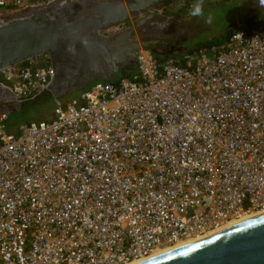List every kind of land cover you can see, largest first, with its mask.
<instances>
[{
  "label": "built area",
  "instance_id": "built-area-1",
  "mask_svg": "<svg viewBox=\"0 0 264 264\" xmlns=\"http://www.w3.org/2000/svg\"><path fill=\"white\" fill-rule=\"evenodd\" d=\"M50 0H0V14ZM218 1V0H215ZM264 21V13L257 20ZM55 71L5 79L23 99ZM0 114V264H130L264 211V28L180 61L140 47L54 119Z\"/></svg>",
  "mask_w": 264,
  "mask_h": 264
},
{
  "label": "water",
  "instance_id": "water-1",
  "mask_svg": "<svg viewBox=\"0 0 264 264\" xmlns=\"http://www.w3.org/2000/svg\"><path fill=\"white\" fill-rule=\"evenodd\" d=\"M164 0H50L0 17V73L17 78L25 63L48 57L55 74L46 88L56 100L96 82H117L137 69L142 29L108 34ZM147 38V37H145ZM186 49L174 48L169 55ZM39 98L24 100L0 82V114L16 116ZM139 264H264V213Z\"/></svg>",
  "mask_w": 264,
  "mask_h": 264
},
{
  "label": "rangeland",
  "instance_id": "rangeland-1",
  "mask_svg": "<svg viewBox=\"0 0 264 264\" xmlns=\"http://www.w3.org/2000/svg\"><path fill=\"white\" fill-rule=\"evenodd\" d=\"M164 4L165 3L163 2V5ZM243 4L244 1L242 0H230L229 4H227L226 1L223 0H219L216 4L214 3V6L210 8L208 12H206V15L209 13L213 15V23L211 25L204 23L202 31L199 34L193 36L188 41V43L185 44L186 50L182 53V55H180L179 58L176 59L177 55L174 56L175 60L180 61L185 55H194L196 52H205L208 54L209 49L212 46L224 47L228 42V36H230L231 31L238 23H240V25L244 26L245 28H249L254 25V19H256L258 16H262L264 9H260L258 6L255 7L254 5L244 7ZM158 6H155L152 9L156 10L159 8V13H161L162 10L164 11V8H166H162V4L159 7ZM0 11H4V9H0ZM9 13L11 12H3L2 14H0V17L5 16ZM142 15L143 13L139 17H141ZM139 17L125 22H131L130 29H134V33L136 34L137 38L140 39L142 33L140 31H142V29H144L143 31H146V33L144 32L145 36H143V38L153 34L151 33L152 31L161 32V29L163 27H160V25L157 24L155 25V23H152V21L150 24V21H147L146 18H143V16L141 17L142 19L137 20ZM125 23L119 25L118 27L110 29L108 31V34H116L118 32L128 30L129 27L124 28ZM44 58L46 60L44 65H46L49 63V60L48 57ZM41 60L40 66L42 64ZM23 65H27V63ZM0 82L10 87L6 79ZM74 96L63 98L62 101L68 102ZM57 101L58 100H56L51 94L45 93L30 107L29 110L25 109L21 112V114L17 116L16 120H13L15 126L13 128H10L9 132L18 134L20 125L25 123L51 121L52 119H54V111L57 107Z\"/></svg>",
  "mask_w": 264,
  "mask_h": 264
},
{
  "label": "flooded vegetation",
  "instance_id": "flooded-vegetation-1",
  "mask_svg": "<svg viewBox=\"0 0 264 264\" xmlns=\"http://www.w3.org/2000/svg\"><path fill=\"white\" fill-rule=\"evenodd\" d=\"M218 1L204 0L205 14L214 6V3L216 4ZM164 3V5L163 2L155 4V6H160L162 4V8L166 7L161 13H159V8L156 10L149 8L145 10L142 15L143 18L150 21V24L152 21V23L160 25V27L161 25H167L161 29V32L151 30L153 34L149 35L147 38H143L145 42L149 43L152 53L160 60H165L168 57L174 58V56L180 55L178 52L172 55H169V53L174 48L186 49L185 44L188 43L193 36L202 31L204 24L202 18L189 15V11L194 5L195 0H164ZM141 17L137 20L142 19ZM128 27L129 29L131 28V22L125 23L124 28ZM45 61V58L41 60V66L45 64ZM4 80L5 75L0 74V81ZM43 95L44 94H40L34 96V98H40ZM29 109L30 107L27 108V110Z\"/></svg>",
  "mask_w": 264,
  "mask_h": 264
},
{
  "label": "bare ground",
  "instance_id": "bare-ground-1",
  "mask_svg": "<svg viewBox=\"0 0 264 264\" xmlns=\"http://www.w3.org/2000/svg\"><path fill=\"white\" fill-rule=\"evenodd\" d=\"M263 213H264V211L257 212V213H256V212L245 213L240 219L231 222L230 224H228L226 227H223V228H222L221 230H219V231H215L214 233H210V234H208L206 237H209V236H211V235H213V234H216V233H218V232H220V231H222V230H225V229H227V228H229V227H231V226H233V225H235V224H238V223H240V222H242V221H245V220H248V219H250V218L256 217V216L261 215V214H263ZM206 237H201V238H199V239H197V240H195V241H188V242L180 243V244H178V245H176V246H174V247H171V248H165V249H163V250H159V251L156 252L152 257H150V258H148V259H144V260H142V261L133 262V263H130V264H139V263H142V262H144V261H146V260H149V259L154 258V257H156V256L162 255V254L167 253V252H169V251L175 250V249L180 248V247H182V246H185V245H188V244H191V243L197 242V241H199V240H201V239H204V238H206Z\"/></svg>",
  "mask_w": 264,
  "mask_h": 264
},
{
  "label": "clouds",
  "instance_id": "clouds-1",
  "mask_svg": "<svg viewBox=\"0 0 264 264\" xmlns=\"http://www.w3.org/2000/svg\"><path fill=\"white\" fill-rule=\"evenodd\" d=\"M257 3L258 7L260 9H264V0H255ZM189 15L192 17H199L204 20V23L211 25L213 23V15L211 13L205 14V9H204V0H195L194 5L189 11ZM167 25H161V27H166Z\"/></svg>",
  "mask_w": 264,
  "mask_h": 264
},
{
  "label": "trees",
  "instance_id": "trees-1",
  "mask_svg": "<svg viewBox=\"0 0 264 264\" xmlns=\"http://www.w3.org/2000/svg\"><path fill=\"white\" fill-rule=\"evenodd\" d=\"M220 1H222V0H220ZM223 1H226V0H223ZM258 18H259V16H258L256 19H254V25H252V26L249 27V28H245L247 32H251V31H253V30H255V29H258V28H260V27L264 28V21L261 22V23H259V22L257 21ZM232 33H233V30L231 31L230 36L232 35ZM230 36H228L227 41L229 40ZM27 64H28V63H27ZM44 94H45V93H44ZM18 115H19V114H18ZM18 115H16V116H9V120H8V122L6 123V128H7L8 131H10V128H13V127L15 126V123H13V122H14L13 120H16V118H17ZM20 126H21V125H20Z\"/></svg>",
  "mask_w": 264,
  "mask_h": 264
},
{
  "label": "crops",
  "instance_id": "crops-1",
  "mask_svg": "<svg viewBox=\"0 0 264 264\" xmlns=\"http://www.w3.org/2000/svg\"><path fill=\"white\" fill-rule=\"evenodd\" d=\"M242 1H244V4H243L244 7H249L250 5H254L255 7L258 6L257 3L255 2V0H242ZM229 2H230V0H226V3H227V4H229ZM241 4H242V3H241ZM263 13H264V12H263ZM262 15H263V14H262ZM182 53H183V52H181V53H179V54L182 55ZM180 55H178V56L176 57V59L179 58ZM180 59H181V58H180Z\"/></svg>",
  "mask_w": 264,
  "mask_h": 264
}]
</instances>
